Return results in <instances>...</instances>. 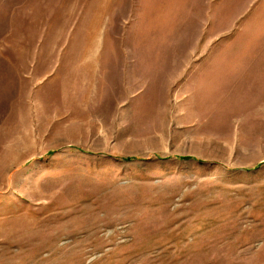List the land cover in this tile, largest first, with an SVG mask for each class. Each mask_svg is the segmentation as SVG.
<instances>
[{"label": "rangeland", "instance_id": "374dc122", "mask_svg": "<svg viewBox=\"0 0 264 264\" xmlns=\"http://www.w3.org/2000/svg\"><path fill=\"white\" fill-rule=\"evenodd\" d=\"M0 264H264V0H0Z\"/></svg>", "mask_w": 264, "mask_h": 264}]
</instances>
